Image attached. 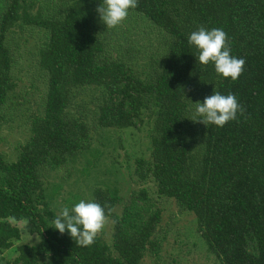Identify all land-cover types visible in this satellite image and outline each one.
<instances>
[{"label": "trees", "instance_id": "16d2710c", "mask_svg": "<svg viewBox=\"0 0 264 264\" xmlns=\"http://www.w3.org/2000/svg\"><path fill=\"white\" fill-rule=\"evenodd\" d=\"M100 4L0 0V130L28 131L14 159L0 147V254L16 253L6 264H141L159 251L162 209L146 187L128 197L93 187L84 200L114 208L111 241L102 232L82 247L54 228L60 185L47 182L80 158L90 172L102 154L94 133L140 128L146 117L151 153L135 160L138 180L194 213L220 264H264V0H138L114 28L100 20ZM200 26L222 28L231 55L246 60L237 80L199 63L188 37ZM31 38L30 84L20 87L19 46ZM214 91L235 94L244 114L224 127L193 121L196 102ZM72 195L70 210L83 197ZM22 233L39 240L16 245Z\"/></svg>", "mask_w": 264, "mask_h": 264}, {"label": "rangeland", "instance_id": "374dc122", "mask_svg": "<svg viewBox=\"0 0 264 264\" xmlns=\"http://www.w3.org/2000/svg\"><path fill=\"white\" fill-rule=\"evenodd\" d=\"M29 33V32H27ZM36 38H31V42L21 43L19 46L20 57L17 66V74L22 76L19 81L20 87H29L30 80L25 75L27 64V50L33 47ZM33 99L32 107L37 109L38 95H31ZM153 118L146 117L144 124L140 128L129 127L126 129H110L106 133H94L96 141L95 147L101 151V156L96 160V164L90 167V172H84L86 166L85 158H80L75 165L68 166L53 174L47 180L49 185L59 184V191L55 195V203L59 207H64L67 197L72 194H79L81 200L91 197V191L95 186L110 185L118 188V192L126 197L132 190H139L146 187L149 194L156 200L157 205L162 209V222L154 238L160 241V249L156 253L149 250L143 258L141 264H220L217 258L207 250L205 239L197 231V219L193 212H180L178 205L173 198L161 197L156 192L155 184L152 181H139L134 174L135 160L139 157L148 158L151 153V132ZM2 142L0 147L6 152L9 159H14L16 146L28 137L25 127L14 123L6 124L0 130ZM120 211V208L118 209ZM112 222L108 220L104 229V238L111 241ZM39 240V236L29 233H22L20 240H15V244H33ZM15 247V246H14ZM14 247L4 251V260L0 264H6L8 259H12L16 253Z\"/></svg>", "mask_w": 264, "mask_h": 264}, {"label": "clouds", "instance_id": "9594fccd", "mask_svg": "<svg viewBox=\"0 0 264 264\" xmlns=\"http://www.w3.org/2000/svg\"><path fill=\"white\" fill-rule=\"evenodd\" d=\"M137 6L138 0H102L96 12L107 28H114L127 18L129 9ZM228 39V34L222 28L209 30L200 26L189 35L188 43L199 50L197 60L200 64L207 65L211 62L217 74L235 81L243 74L246 60L231 55ZM238 112L243 115L244 109L235 94L229 92L222 95L214 91L202 103L196 102V114L201 118L193 121L206 126L213 124L224 127L228 122L237 119ZM113 211L114 208L110 205L101 206L96 202L80 200L71 210L65 206L58 212L53 221L54 228L61 234L67 231L76 245L88 247L95 242L96 236L104 229Z\"/></svg>", "mask_w": 264, "mask_h": 264}, {"label": "crops", "instance_id": "0c3cea01", "mask_svg": "<svg viewBox=\"0 0 264 264\" xmlns=\"http://www.w3.org/2000/svg\"><path fill=\"white\" fill-rule=\"evenodd\" d=\"M3 258H4L3 254H0V261L4 260Z\"/></svg>", "mask_w": 264, "mask_h": 264}]
</instances>
